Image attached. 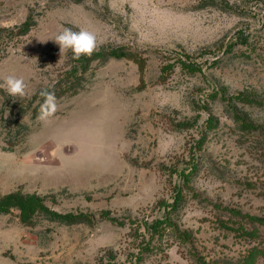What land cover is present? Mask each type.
I'll use <instances>...</instances> for the list:
<instances>
[{
  "label": "rangeland",
  "instance_id": "rangeland-1",
  "mask_svg": "<svg viewBox=\"0 0 264 264\" xmlns=\"http://www.w3.org/2000/svg\"><path fill=\"white\" fill-rule=\"evenodd\" d=\"M64 28L145 66L83 70L87 56L54 41ZM0 29V84L27 86L0 88V118L29 127L0 124V197L78 216L0 214V264H239L264 246V227L232 213L264 217V0H0ZM44 90L58 105L47 121Z\"/></svg>",
  "mask_w": 264,
  "mask_h": 264
},
{
  "label": "trees",
  "instance_id": "trees-1",
  "mask_svg": "<svg viewBox=\"0 0 264 264\" xmlns=\"http://www.w3.org/2000/svg\"><path fill=\"white\" fill-rule=\"evenodd\" d=\"M30 24L25 23L22 25L17 34L24 35L27 32H29ZM1 30V29H0ZM101 58V57H115V58H132L134 59L141 67V70L145 66V60L139 58L135 54H131L126 52L123 49H111L108 51H99L93 54L90 57L83 58V70H87L91 61L95 58ZM182 64L185 68H189L192 71H197L201 69L200 65L197 63H191L187 61H182ZM238 99L244 100L243 97H238ZM30 104V103H29ZM240 118V121L245 124L247 121H245L243 118ZM4 122L14 123V127L18 128V132H22L23 138L27 136L29 127L23 124L20 120L18 115L11 121L9 118H7L4 114L1 115L0 118V124L4 125ZM251 126V125H250ZM252 127V126H251ZM13 147L17 146L16 143H11ZM11 147V148H13ZM181 191L179 192V198L181 197ZM13 209H17L19 211L20 219L23 223L29 224L33 221L34 217L39 214H45V216L50 217L54 220L60 221V222H72L75 221L78 216L72 215V214H62L57 211H54L47 207V205L44 202V199L36 194H23L21 192H11L4 196L0 197V214H5L10 212ZM234 216H242L245 218H248L249 222L253 225H260L261 227H264V217L259 216H251V215H243L240 211H232ZM171 220L169 219H163V220H156L153 223V228L155 231H160L165 227L166 225H171ZM230 228V227H229ZM235 229H239L240 233H246L250 236L255 235L253 231H248L246 227L244 226H238ZM258 234V233H257ZM248 255L239 263V264H255L256 260L261 256L264 258V246H260L253 248Z\"/></svg>",
  "mask_w": 264,
  "mask_h": 264
},
{
  "label": "clouds",
  "instance_id": "clouds-1",
  "mask_svg": "<svg viewBox=\"0 0 264 264\" xmlns=\"http://www.w3.org/2000/svg\"><path fill=\"white\" fill-rule=\"evenodd\" d=\"M54 41L59 45L61 55L67 50H71L75 60H79L82 56L90 57L97 48L95 34L85 29L73 31L71 28H64L55 36ZM26 87L23 78L12 75L6 77L4 83L0 84V88H4L11 97H24L27 94ZM40 95L44 98V102L40 107L38 119L47 121L55 115L58 109L57 98L54 92L47 90L42 91Z\"/></svg>",
  "mask_w": 264,
  "mask_h": 264
}]
</instances>
